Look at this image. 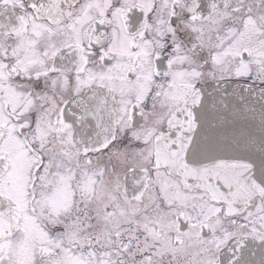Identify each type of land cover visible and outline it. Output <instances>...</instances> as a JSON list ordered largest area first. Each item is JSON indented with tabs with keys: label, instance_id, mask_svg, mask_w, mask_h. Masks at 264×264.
<instances>
[{
	"label": "snow or ice",
	"instance_id": "6c2138e0",
	"mask_svg": "<svg viewBox=\"0 0 264 264\" xmlns=\"http://www.w3.org/2000/svg\"><path fill=\"white\" fill-rule=\"evenodd\" d=\"M0 264H264V0H0Z\"/></svg>",
	"mask_w": 264,
	"mask_h": 264
}]
</instances>
